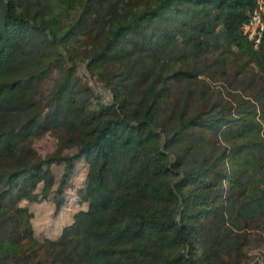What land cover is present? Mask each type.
<instances>
[{
  "label": "trees",
  "instance_id": "1",
  "mask_svg": "<svg viewBox=\"0 0 264 264\" xmlns=\"http://www.w3.org/2000/svg\"><path fill=\"white\" fill-rule=\"evenodd\" d=\"M108 1L0 0V264H248L264 235V33L257 48L243 34L256 0H148L111 20L85 64L105 97L78 48ZM214 14L234 51L201 41ZM82 162L86 209L36 239L21 203L54 192L61 211Z\"/></svg>",
  "mask_w": 264,
  "mask_h": 264
},
{
  "label": "rangeland",
  "instance_id": "2",
  "mask_svg": "<svg viewBox=\"0 0 264 264\" xmlns=\"http://www.w3.org/2000/svg\"><path fill=\"white\" fill-rule=\"evenodd\" d=\"M148 0H109L105 6L103 14L101 15V21L96 31L92 34H83L80 39V46L78 48V55L83 62L78 71V77L83 82L90 83L92 87L96 86L98 93L103 92V84L98 79H90L85 69V64L88 62L92 54L97 50L99 35L106 29L111 20L117 19L125 15L132 10L135 6L146 5ZM194 20V19H193ZM192 20V21H193ZM200 22L195 20V24ZM199 27H204L201 34V41H203L209 50L219 49L226 51H234L235 45L228 38L224 28L215 20V14L206 20V24ZM170 31V30H168ZM180 36V35H179ZM181 38V37H180ZM186 38H181L183 40ZM119 49L116 48L111 55H118ZM182 57V53L179 54ZM182 67H192L193 61L189 59H181L178 63ZM164 73L167 71V66L163 67ZM87 76V77H86ZM56 77V72L49 76L44 88H48L51 85L52 80ZM106 93V92H105ZM108 97V93L104 95ZM56 139L52 135H45L33 141V148L37 153L44 157L47 154L52 153L56 149ZM85 163H79L74 173L70 176L67 184V195L69 201L62 202L61 211L56 208V193L53 192L44 201L38 203L22 202L21 205L29 209L32 213V226L34 236L38 240H44L45 237L56 239L64 226L72 223V218L77 210L86 209L85 203H79L76 199L77 191L83 186L85 177ZM55 176V188L60 180L63 167L51 166L50 169ZM40 187L37 189V191ZM54 189V188H53ZM65 197V199H67ZM63 201V199H62ZM68 204V205H67ZM247 257L249 258L248 264H264V235L255 234L249 239L247 245Z\"/></svg>",
  "mask_w": 264,
  "mask_h": 264
},
{
  "label": "built area",
  "instance_id": "3",
  "mask_svg": "<svg viewBox=\"0 0 264 264\" xmlns=\"http://www.w3.org/2000/svg\"><path fill=\"white\" fill-rule=\"evenodd\" d=\"M256 5L249 21L243 27V34L255 48L259 45L264 33V0H256Z\"/></svg>",
  "mask_w": 264,
  "mask_h": 264
},
{
  "label": "crops",
  "instance_id": "4",
  "mask_svg": "<svg viewBox=\"0 0 264 264\" xmlns=\"http://www.w3.org/2000/svg\"><path fill=\"white\" fill-rule=\"evenodd\" d=\"M58 237H59V236H58ZM58 237H57V238H58Z\"/></svg>",
  "mask_w": 264,
  "mask_h": 264
}]
</instances>
